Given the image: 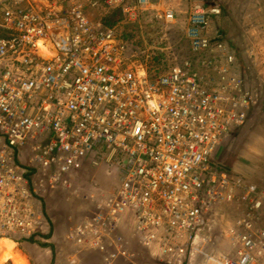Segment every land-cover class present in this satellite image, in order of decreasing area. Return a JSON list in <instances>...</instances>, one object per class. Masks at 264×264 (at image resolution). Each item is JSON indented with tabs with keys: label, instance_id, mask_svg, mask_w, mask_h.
Instances as JSON below:
<instances>
[{
	"label": "built area",
	"instance_id": "obj_1",
	"mask_svg": "<svg viewBox=\"0 0 264 264\" xmlns=\"http://www.w3.org/2000/svg\"><path fill=\"white\" fill-rule=\"evenodd\" d=\"M84 6L0 0V235L1 221L9 231L32 225L22 213L40 193H31L26 163L18 161L23 150L45 192L70 187L93 157V165L116 169L118 184L87 212L77 233L103 253V264L120 257L137 264L132 242L171 264H254L264 244V191L231 179L212 161L244 122L231 106L249 99L227 97L233 88L218 61H204L203 70L188 60L164 72L140 71L128 39L116 26L93 24ZM163 16L173 19L174 12ZM208 17L195 3L186 28L195 51L210 47ZM238 188L255 210L226 229L236 253L216 255L213 214ZM125 222L132 223L131 237L121 230Z\"/></svg>",
	"mask_w": 264,
	"mask_h": 264
},
{
	"label": "rangeland",
	"instance_id": "obj_2",
	"mask_svg": "<svg viewBox=\"0 0 264 264\" xmlns=\"http://www.w3.org/2000/svg\"><path fill=\"white\" fill-rule=\"evenodd\" d=\"M81 2L93 24L116 26L121 36L128 39L134 51V65L139 66L140 71L144 66L145 72L150 67L164 72L188 60L201 70L205 68L202 66L206 65L204 61H218L225 66L226 84L233 88L227 97L249 99L250 105L231 106L236 114L244 116V122L233 127L213 153L212 161L223 166L231 179L256 184L264 191V0H148L143 4L140 0ZM198 2L208 11L204 34L212 39L210 47L202 51H195L186 35L189 15ZM168 10L174 12L173 19L167 20L163 16ZM216 43L223 47L215 45V48ZM149 74L157 73L150 71ZM29 155L23 150L18 161L26 163L31 193L34 194V189L40 193L26 200L29 208L22 213L32 225L31 228L28 225L23 230L9 231L1 221L0 264H84L88 256L84 254L97 249L79 241L77 228L87 212L95 210V204L104 193L116 189V169L105 164L95 166L90 157L78 169L70 187L45 192L37 183L39 172H33L28 164ZM112 170L114 173L110 172ZM242 195V188H238L234 199L222 203L213 214L216 224L210 236L215 243L216 255L228 252L233 256L236 253V248L225 236L226 229L234 226L235 218L244 211L255 210L252 203L247 207L240 200ZM262 212L261 219L264 220ZM130 216L131 213L125 214V220L132 221ZM128 224L125 222L121 230H129L132 223ZM256 252L254 264H264V244Z\"/></svg>",
	"mask_w": 264,
	"mask_h": 264
},
{
	"label": "crops",
	"instance_id": "obj_3",
	"mask_svg": "<svg viewBox=\"0 0 264 264\" xmlns=\"http://www.w3.org/2000/svg\"><path fill=\"white\" fill-rule=\"evenodd\" d=\"M127 234V236L131 237V234L128 230L123 232ZM131 243V242H130ZM132 250L134 252L137 264H171L168 262V257H156L151 254L147 247H143L141 245H137L136 243L132 242ZM113 249V246H109L108 250ZM88 255L85 258L84 264H103L104 255L98 250H92L91 252L84 254ZM113 264H129L128 260L120 257L114 261Z\"/></svg>",
	"mask_w": 264,
	"mask_h": 264
},
{
	"label": "bare ground",
	"instance_id": "obj_4",
	"mask_svg": "<svg viewBox=\"0 0 264 264\" xmlns=\"http://www.w3.org/2000/svg\"><path fill=\"white\" fill-rule=\"evenodd\" d=\"M43 47H44V45H43ZM46 52H50V51H47V50L44 49V53H46ZM239 130H240V129H239ZM131 216H132V215H131ZM131 216H130V217H131ZM127 217H128V216H127Z\"/></svg>",
	"mask_w": 264,
	"mask_h": 264
},
{
	"label": "trees",
	"instance_id": "obj_5",
	"mask_svg": "<svg viewBox=\"0 0 264 264\" xmlns=\"http://www.w3.org/2000/svg\"><path fill=\"white\" fill-rule=\"evenodd\" d=\"M110 23H111V21H109ZM31 167V166H30ZM32 168V167H31ZM34 170V169H33ZM33 173V172H32ZM28 175H30V174H28Z\"/></svg>",
	"mask_w": 264,
	"mask_h": 264
}]
</instances>
